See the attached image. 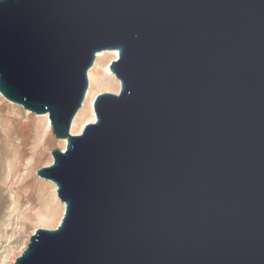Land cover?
<instances>
[{
  "label": "water",
  "instance_id": "95a60500",
  "mask_svg": "<svg viewBox=\"0 0 264 264\" xmlns=\"http://www.w3.org/2000/svg\"><path fill=\"white\" fill-rule=\"evenodd\" d=\"M0 94L67 141L37 171L63 219L14 264H264V0H0Z\"/></svg>",
  "mask_w": 264,
  "mask_h": 264
},
{
  "label": "rangeland",
  "instance_id": "374dc122",
  "mask_svg": "<svg viewBox=\"0 0 264 264\" xmlns=\"http://www.w3.org/2000/svg\"><path fill=\"white\" fill-rule=\"evenodd\" d=\"M117 59L111 57L104 62L96 58L88 75L87 93L91 92L88 98L86 94L83 107L73 120L70 131L72 135H81L86 125L96 121L93 120L92 100L95 101L100 94L120 93L121 83L115 77L112 78L118 84L117 91L99 89V84L107 75V67ZM74 122L77 125L75 128ZM47 138L50 142L45 147L43 159L36 162L33 159L37 150L35 144ZM66 144V140L54 136L46 115L26 111L0 94V264H14L26 250L37 229L54 230L60 225L65 206L58 198V188L53 182L40 178L37 171L50 167L53 164L52 151H64ZM17 148H24L27 152L24 157L25 165L18 175L22 178L31 171V180L23 187L17 182L19 176L12 179L9 177L11 166L17 161L16 156L10 152ZM55 205L62 209L54 208Z\"/></svg>",
  "mask_w": 264,
  "mask_h": 264
},
{
  "label": "bare ground",
  "instance_id": "6f19581e",
  "mask_svg": "<svg viewBox=\"0 0 264 264\" xmlns=\"http://www.w3.org/2000/svg\"><path fill=\"white\" fill-rule=\"evenodd\" d=\"M108 54V55H107ZM118 56H119V52L118 51H103V52H100V53H98L97 54V59H100V60H102V61H104V62H106L109 58H111V57H114V58H118ZM100 73H102V71H100ZM106 73H107V75L106 76H104V79H103V81H101V83L99 84V89H107V90H112V91H117V89H118V84H117V82L112 78V77H115V75L110 71V68H109V66L107 67V69H106ZM116 78V77H115ZM117 79V78H116ZM118 80V79H117ZM118 83H119V80H118ZM90 92L91 91H89L88 93H87V98H88V96L90 95ZM94 100H92V107H93V110H94ZM83 107V106H82ZM46 118H47V120H48V125H49V128L51 127V123H50V120H49V117H48V115H46ZM96 119V115H95V110H94V118H93V120H95ZM75 126H77L76 125V123L74 122V125H73V127L75 128ZM78 129V128H77ZM49 138H47V139H45L43 142L42 141H38V143H36L35 145L37 146V147H35V150H36V148H37V150H36V152L34 153L35 154V156H33V159L37 162L38 160H41V159H43L42 158V156H43V152H44V150H45V147L49 144ZM65 142V141H64ZM67 142V141H66ZM19 146V145H18ZM34 150V151H35ZM11 154H13L14 156H16V158H17V161L16 162H13V164H12V166H11V169H10V174H9V177L11 176V179H12V177H14V176H16V177H18L19 176V179L17 180V182H20V187H23V185H25L26 183H28V181L29 180H31L30 179V177H31V171H29L28 173H27V175H25V176H22V178H20V175H18L21 171H22V169H23V167H24V165H25V162H24V157H25V153H27L26 151H25V149L24 148H22V149H16V150H14V151H11L10 152ZM32 154H33V152H32ZM33 154V155H34ZM35 157V158H34ZM36 164V163H35ZM3 171V170H2ZM63 204V203H62ZM64 206H65V204H63ZM59 208V209H62V208H60L59 206H57V205H55L54 206V208ZM53 208V209H54ZM52 211V210H51ZM51 222V221H50Z\"/></svg>",
  "mask_w": 264,
  "mask_h": 264
}]
</instances>
